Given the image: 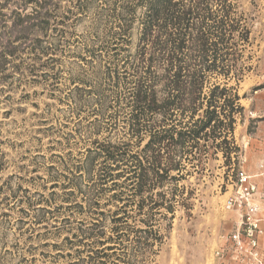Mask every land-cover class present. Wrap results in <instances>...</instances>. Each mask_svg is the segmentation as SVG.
<instances>
[{
  "label": "trees",
  "instance_id": "obj_1",
  "mask_svg": "<svg viewBox=\"0 0 264 264\" xmlns=\"http://www.w3.org/2000/svg\"><path fill=\"white\" fill-rule=\"evenodd\" d=\"M60 1L0 0V82L20 87V64L8 65L30 54L28 75L51 80V98L65 106L36 116L50 162L33 157L42 184L25 198L36 205L35 224L64 215L52 227L85 248L75 263L103 264L119 245L118 261L145 264L162 243L155 215L170 226L177 208L181 154L202 164L214 144L225 161L237 156L228 139L243 111L238 42L249 44L251 25L232 18L228 0H102L74 41L76 60L60 90L53 55L69 45L74 10L89 4L76 0L62 13ZM36 64L53 71L37 74Z\"/></svg>",
  "mask_w": 264,
  "mask_h": 264
},
{
  "label": "rangeland",
  "instance_id": "obj_2",
  "mask_svg": "<svg viewBox=\"0 0 264 264\" xmlns=\"http://www.w3.org/2000/svg\"><path fill=\"white\" fill-rule=\"evenodd\" d=\"M87 1L88 8L84 12L74 10L66 28L72 34L67 40L69 45L65 43L53 55L56 61L52 68L59 74L56 86L60 90H64L76 60L74 41L80 39L100 12L102 0ZM75 3L76 0H61L60 12ZM228 3L233 7L232 18L243 16L251 25L249 44L238 42L241 58L237 67L245 69L238 86L243 111L235 116L228 139L232 141L229 147H237L238 153L236 157L232 153L231 159L225 161L221 151L215 150L214 144L213 147L208 144V159L202 164L181 154L180 173L172 183L177 188V208L170 226L161 214L155 215V228L162 235V243L157 254L148 257L145 264H217L213 253L219 237L232 231L238 219L235 212L224 208L235 170L241 167L254 172L264 162V0H228ZM237 40L235 37L234 41ZM15 63L20 64L22 72L14 77L15 84L21 80L20 87L8 91L0 82V264H77L79 258L87 255L85 248L71 247L64 239L75 241L72 233H59L52 227L60 225L64 215L49 216L44 223L35 224L33 208L36 205L27 203L25 198L40 191L42 184L36 178L42 171L31 172L33 157L41 154L46 164L50 162V153L46 150L49 139L37 131L44 126L37 124L36 116L47 107L52 115L57 114L65 106L51 98V80L44 82L28 75L26 69L34 64L32 55H21L8 67ZM35 66L38 68V64ZM44 70L53 71L39 67L37 74ZM164 190L168 195L169 187ZM129 214L135 215L133 211ZM128 223L132 225L133 218ZM105 252L108 257L103 264H126L117 259L122 252L119 245Z\"/></svg>",
  "mask_w": 264,
  "mask_h": 264
},
{
  "label": "built area",
  "instance_id": "obj_3",
  "mask_svg": "<svg viewBox=\"0 0 264 264\" xmlns=\"http://www.w3.org/2000/svg\"><path fill=\"white\" fill-rule=\"evenodd\" d=\"M225 210L235 212L232 231L221 235L213 256L217 264H264V165L249 174L235 170Z\"/></svg>",
  "mask_w": 264,
  "mask_h": 264
},
{
  "label": "crops",
  "instance_id": "obj_4",
  "mask_svg": "<svg viewBox=\"0 0 264 264\" xmlns=\"http://www.w3.org/2000/svg\"><path fill=\"white\" fill-rule=\"evenodd\" d=\"M261 112H263L262 109H261ZM259 164H263V165H264V162H261V163H259ZM259 164H258V165H259ZM257 168H258V166L254 169V170H255L254 172H249L248 170H246V172H248L249 174H253V173L256 172ZM243 170H244V169H243Z\"/></svg>",
  "mask_w": 264,
  "mask_h": 264
}]
</instances>
